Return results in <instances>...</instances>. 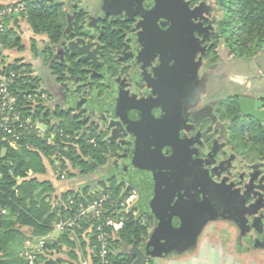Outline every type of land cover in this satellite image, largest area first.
<instances>
[{
    "label": "flooded vegetation",
    "instance_id": "flooded-vegetation-1",
    "mask_svg": "<svg viewBox=\"0 0 264 264\" xmlns=\"http://www.w3.org/2000/svg\"><path fill=\"white\" fill-rule=\"evenodd\" d=\"M102 2L101 10L84 13L77 28L73 16L60 43L42 46L37 71L48 110L66 112L103 137L112 154L103 181L114 178L136 191V207L150 218L152 236L175 251L187 247L202 223L200 235L219 221L235 225L249 249L263 247L264 227L245 222L237 186L214 187L209 180L210 167L217 183L228 176L227 183L245 185L244 166L254 163L235 152L230 124L221 118L230 98L219 83L227 81L231 55L220 42L214 46L206 2ZM76 37L93 48L69 51L64 43Z\"/></svg>",
    "mask_w": 264,
    "mask_h": 264
},
{
    "label": "trees",
    "instance_id": "trees-1",
    "mask_svg": "<svg viewBox=\"0 0 264 264\" xmlns=\"http://www.w3.org/2000/svg\"><path fill=\"white\" fill-rule=\"evenodd\" d=\"M18 4L23 5V11L7 18L5 30L0 32L2 67L4 72L16 74L12 91L19 102L25 95L37 100L39 106L30 114L33 119L47 124L50 131L62 132L63 136L57 135L58 146L48 145L47 136L36 132L22 134L15 144L0 142V264H28L24 257L26 243L44 238L45 246L38 254L40 264H82L88 258L98 262L100 246L94 231L88 232L91 224L84 223L74 235L60 233L56 239L51 238L54 225L61 218L74 216L80 206L103 196L109 197L106 216H110L128 191L114 178L103 181L104 176L101 177V171L112 158L109 144L94 131H86L85 123L70 114L52 113L48 104L40 106L36 97L38 90L48 92L34 65L18 56L27 52L19 24L28 25L32 37L30 53L41 55L38 38L53 46L65 39L67 7L58 0H0V9ZM214 4L220 13V20L213 21L214 46L224 43L229 54L237 59L256 57L264 49V0H214ZM84 15L74 14L73 28L79 27ZM18 107L21 109L22 105ZM23 113L24 118L29 116L27 110ZM221 118L230 124L229 143L237 154L250 163L264 156V130L255 122L241 119L235 98L222 106ZM61 140L65 144H59ZM57 151L64 159L60 175L53 180L49 171L54 173L56 166L51 157ZM65 180L78 182L79 188L57 193L54 182ZM150 229V218L140 212L136 218L128 216L124 230L110 238L111 264H133L135 258L129 249L137 246L146 250L152 240ZM147 264L153 261L149 259Z\"/></svg>",
    "mask_w": 264,
    "mask_h": 264
},
{
    "label": "built area",
    "instance_id": "built-area-1",
    "mask_svg": "<svg viewBox=\"0 0 264 264\" xmlns=\"http://www.w3.org/2000/svg\"><path fill=\"white\" fill-rule=\"evenodd\" d=\"M23 5L18 4L16 7L8 6L0 9V32L5 30V21L14 14H19L23 11ZM16 74L14 72H4L0 60V142H8L15 144L19 141L24 133H38L42 136H47V143L50 146H58L57 135L62 132L51 130L50 127L41 122L35 121L31 115L36 112L39 106L37 100L32 95H25L22 102H19L16 95L12 91L15 84ZM37 99L40 106L48 103L49 95L38 90ZM18 105H22L20 109ZM29 116L24 118V111ZM31 114V115H30ZM68 138V137H67ZM57 144V145H56ZM65 144L63 140L61 143ZM55 163V175H60V166H62L64 157L60 152L51 157ZM62 179H65V174H62ZM138 195L132 190L127 193L125 200L117 204L116 210L110 215L106 216V204L109 201L108 196L97 198L87 205L80 206L78 213L74 216H68L59 219L54 225V232L63 233L69 232L75 234L77 230L81 229L84 223L91 224L88 232L94 231L100 250L98 252V262L92 258L85 259L82 264H111L109 260L110 255V238L113 234H118L124 230L128 216H137L136 209ZM5 211H3V214ZM117 216V217H114ZM98 222V223H96ZM46 239H39L37 241H28L26 243V251L24 257L28 264H40L38 261V254L42 253L45 246Z\"/></svg>",
    "mask_w": 264,
    "mask_h": 264
},
{
    "label": "crops",
    "instance_id": "crops-1",
    "mask_svg": "<svg viewBox=\"0 0 264 264\" xmlns=\"http://www.w3.org/2000/svg\"><path fill=\"white\" fill-rule=\"evenodd\" d=\"M58 1L67 7L68 24L69 18L74 16L76 11H82L85 14L87 12L94 13L101 10L103 3V0ZM19 26L23 33V44L27 48V52H25L27 56L23 57L24 62L33 64L37 70L35 64L40 62L41 55L33 56L28 50L30 38H32L28 25L21 22ZM43 41L45 42L44 38H38L40 49H42ZM228 60L225 72L227 81L220 82L219 87L224 91L228 90L229 98H235L238 103L239 97L242 95H248L249 99L252 97L254 100L259 98L255 97V94L264 97V49L249 60L237 59L233 56H229ZM49 176L56 180V175L51 170ZM77 183L69 180L54 182L57 193L75 190L79 188ZM58 235L59 233L57 236L52 235V238L56 239ZM162 264H264V246L249 249L241 240L235 225L219 221L198 237L194 248L181 254L172 253L162 261Z\"/></svg>",
    "mask_w": 264,
    "mask_h": 264
},
{
    "label": "water",
    "instance_id": "water-1",
    "mask_svg": "<svg viewBox=\"0 0 264 264\" xmlns=\"http://www.w3.org/2000/svg\"><path fill=\"white\" fill-rule=\"evenodd\" d=\"M73 19V16L69 18V29L72 28ZM89 20L90 18L86 19V21ZM82 27H86L85 23L82 25ZM64 44L67 46L68 50L72 52L74 48H80L82 50L85 49V51L93 48V44L88 41L85 37H76V39L72 41H67ZM221 46L222 44H220V47ZM99 48L100 47L98 45L97 48L94 50L96 54L97 52H99ZM78 54L81 55L82 51ZM255 97L259 98L257 100H254L252 99V97L249 99L248 95H242L239 97L237 106L240 110V117L242 120H245L247 123L255 122L264 130V97L259 94H255ZM117 124L119 125V123ZM113 126L114 123H111L110 128ZM244 167H247V175L249 178L248 183H245V185L243 184L242 180L238 184L227 183L229 182L228 176H225L220 183H217L214 178V172L216 171V169H213V171L210 167L208 171L209 180L211 181L210 183L214 184V187L226 186L228 188L234 189L237 186L234 189V193L237 194L235 200L238 199L239 196H241V203L239 204H241L242 206L244 218L246 217L245 222H249V219H251L250 223L252 225L257 222H260L264 227V156L262 160L251 165H246ZM242 187H244V193H241ZM248 187L251 188L252 191L249 192ZM136 208L138 209V207ZM252 208L254 210L253 212L250 211ZM183 223L184 221L179 218V227L177 228V230L183 229ZM204 223H202L201 226H198L197 229L193 231V233L188 239L189 244L187 245V247L181 250L175 251V249L168 246V242L165 243L163 239H158L156 235L152 236L151 243L146 250H143L137 246L131 247L129 249V253L135 258L133 264H147L149 259L153 261V264H162V261L167 258L170 254H181L194 248L197 244V239L200 235V232L202 231ZM168 226L169 228H173L172 223H169ZM158 244L159 246H157Z\"/></svg>",
    "mask_w": 264,
    "mask_h": 264
},
{
    "label": "rangeland",
    "instance_id": "rangeland-1",
    "mask_svg": "<svg viewBox=\"0 0 264 264\" xmlns=\"http://www.w3.org/2000/svg\"><path fill=\"white\" fill-rule=\"evenodd\" d=\"M200 1H203V0H200ZM206 2V6L209 8V11L210 13L208 14L212 20L211 24H212V27L214 28L215 30V25L213 24V21L214 19H217V20H220V13L217 11L216 9V6L214 4V0H204ZM45 44V42L43 41L42 42V46ZM220 44H222L221 48H225L227 50V48L225 47L224 43L220 42ZM228 51V50H227ZM229 52V51H228ZM18 56L19 57H24V56H27L25 52L23 53H18ZM36 67L38 68V64H35ZM36 71V74L38 73V71L35 69ZM48 104V103H47ZM88 180V179H87ZM87 180L85 182H87ZM90 180V179H89ZM129 192V191H128ZM139 214V212H138ZM134 218H136V216H133ZM58 232H54L52 235L54 236H57ZM59 236V235H58ZM53 236H51L52 238ZM152 239V237H150ZM54 239V238H53Z\"/></svg>",
    "mask_w": 264,
    "mask_h": 264
}]
</instances>
